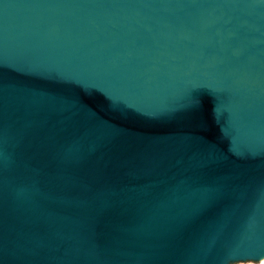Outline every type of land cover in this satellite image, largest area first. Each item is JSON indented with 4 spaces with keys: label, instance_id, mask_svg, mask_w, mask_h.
Masks as SVG:
<instances>
[{
    "label": "water",
    "instance_id": "water-1",
    "mask_svg": "<svg viewBox=\"0 0 264 264\" xmlns=\"http://www.w3.org/2000/svg\"><path fill=\"white\" fill-rule=\"evenodd\" d=\"M262 251L264 0H0V264Z\"/></svg>",
    "mask_w": 264,
    "mask_h": 264
},
{
    "label": "snow or ice",
    "instance_id": "snow-or-ice-1",
    "mask_svg": "<svg viewBox=\"0 0 264 264\" xmlns=\"http://www.w3.org/2000/svg\"><path fill=\"white\" fill-rule=\"evenodd\" d=\"M237 250H241V249H237ZM237 250H235V251H237ZM232 258H234V259L252 258V259H258V260H264V251H262L259 255H254L251 257L236 255V256H232Z\"/></svg>",
    "mask_w": 264,
    "mask_h": 264
},
{
    "label": "rangeland",
    "instance_id": "rangeland-1",
    "mask_svg": "<svg viewBox=\"0 0 264 264\" xmlns=\"http://www.w3.org/2000/svg\"><path fill=\"white\" fill-rule=\"evenodd\" d=\"M230 264H264L263 261H235V259H228Z\"/></svg>",
    "mask_w": 264,
    "mask_h": 264
},
{
    "label": "bare ground",
    "instance_id": "bare-ground-1",
    "mask_svg": "<svg viewBox=\"0 0 264 264\" xmlns=\"http://www.w3.org/2000/svg\"><path fill=\"white\" fill-rule=\"evenodd\" d=\"M261 261H263V260H261Z\"/></svg>",
    "mask_w": 264,
    "mask_h": 264
}]
</instances>
